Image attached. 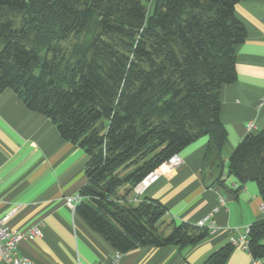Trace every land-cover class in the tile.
I'll return each mask as SVG.
<instances>
[{
  "label": "trees",
  "instance_id": "1",
  "mask_svg": "<svg viewBox=\"0 0 264 264\" xmlns=\"http://www.w3.org/2000/svg\"><path fill=\"white\" fill-rule=\"evenodd\" d=\"M0 0V96L11 90L89 157L76 213L121 256L139 248L195 247L207 228L171 222L158 201L130 202L149 174L202 138L218 185H258L264 200V130L229 158L221 90L237 79L247 32L243 0ZM83 37L86 47H64ZM251 256L264 264V220L251 225ZM231 244L203 264H227Z\"/></svg>",
  "mask_w": 264,
  "mask_h": 264
},
{
  "label": "crops",
  "instance_id": "2",
  "mask_svg": "<svg viewBox=\"0 0 264 264\" xmlns=\"http://www.w3.org/2000/svg\"><path fill=\"white\" fill-rule=\"evenodd\" d=\"M235 16L247 36L235 49L237 79L220 94V117L227 131L225 175L238 145L264 130V107L259 106L264 97V0L240 1ZM207 144L205 137L183 150L181 164L160 177L144 197L167 209L162 228L168 232L171 222L196 225L206 216L214 220L215 231L199 245L182 251L139 248L121 256L119 264H203L229 244L231 236L239 237L244 228L263 219L264 200L255 182L235 194L232 186L237 181L228 178L234 199L220 204L218 173L213 163L205 162ZM88 160L83 149L63 140L52 121L29 110L15 92L8 90L0 96V218L9 216L8 227L17 232L36 223L43 225V237L21 242L18 257L34 264L112 263L115 249L65 201L86 184ZM227 264H251V255L235 249Z\"/></svg>",
  "mask_w": 264,
  "mask_h": 264
},
{
  "label": "built area",
  "instance_id": "3",
  "mask_svg": "<svg viewBox=\"0 0 264 264\" xmlns=\"http://www.w3.org/2000/svg\"><path fill=\"white\" fill-rule=\"evenodd\" d=\"M260 107H264V97L259 102ZM253 127V125H251ZM182 162V159L177 155L174 156L171 160L164 163L160 168L149 174L145 179H143L133 191V194L130 198V202H139L145 195V192L156 182L160 177L171 174L176 167H178ZM233 190H237V184L232 186ZM83 197L78 192L72 197L65 199L66 203L71 206L73 211H76V208L83 201ZM221 205L225 204V200L222 196L219 198ZM261 212L263 214L264 220V203L261 206ZM9 216H4L0 218V264H34L32 261L26 258H20L17 255V249L21 242L23 241H34L36 239L43 237L42 223H36L23 231H13L8 227ZM197 226L202 228H207L209 232H213L216 229V225L211 216H206L201 221H199ZM251 232V226L244 228L239 237H232L229 240L235 249H241L247 253H250L249 247V235ZM231 234L234 231H230ZM121 255L117 253L114 257L111 264H119ZM251 264H263L262 260L256 259L251 256Z\"/></svg>",
  "mask_w": 264,
  "mask_h": 264
},
{
  "label": "rangeland",
  "instance_id": "4",
  "mask_svg": "<svg viewBox=\"0 0 264 264\" xmlns=\"http://www.w3.org/2000/svg\"><path fill=\"white\" fill-rule=\"evenodd\" d=\"M149 8V13H151L150 11V7ZM87 42L83 37H80L78 39H73L71 40L69 43H66V45L64 46L67 50V55L70 56L71 53H73V47H86ZM160 231H162L164 234H168L169 230H166L165 228H161Z\"/></svg>",
  "mask_w": 264,
  "mask_h": 264
},
{
  "label": "water",
  "instance_id": "5",
  "mask_svg": "<svg viewBox=\"0 0 264 264\" xmlns=\"http://www.w3.org/2000/svg\"><path fill=\"white\" fill-rule=\"evenodd\" d=\"M216 190L220 193V195L224 198L225 201H231L234 199L230 190L222 188L221 186H218Z\"/></svg>",
  "mask_w": 264,
  "mask_h": 264
}]
</instances>
